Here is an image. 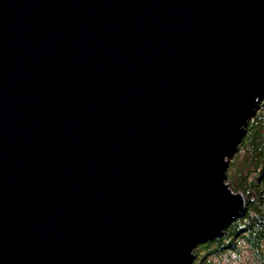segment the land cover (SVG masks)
Returning a JSON list of instances; mask_svg holds the SVG:
<instances>
[{
    "label": "water",
    "instance_id": "water-1",
    "mask_svg": "<svg viewBox=\"0 0 264 264\" xmlns=\"http://www.w3.org/2000/svg\"><path fill=\"white\" fill-rule=\"evenodd\" d=\"M262 98L264 0H0V264H193Z\"/></svg>",
    "mask_w": 264,
    "mask_h": 264
},
{
    "label": "trees",
    "instance_id": "trees-1",
    "mask_svg": "<svg viewBox=\"0 0 264 264\" xmlns=\"http://www.w3.org/2000/svg\"><path fill=\"white\" fill-rule=\"evenodd\" d=\"M227 182L235 192H245L246 207L222 236L200 243L206 254L218 256L228 250L238 252V238L244 240L251 258L264 264V98L244 127L237 151L229 160ZM201 247V248H200ZM204 254L193 264H211Z\"/></svg>",
    "mask_w": 264,
    "mask_h": 264
},
{
    "label": "rangeland",
    "instance_id": "rangeland-1",
    "mask_svg": "<svg viewBox=\"0 0 264 264\" xmlns=\"http://www.w3.org/2000/svg\"><path fill=\"white\" fill-rule=\"evenodd\" d=\"M230 163V162H229ZM245 195L246 193L243 192ZM238 240V245H239V251L234 252V251H226L223 252L222 254L218 256H213L210 254H206V251L201 248L198 250L197 255L194 257L193 263H195L199 257L203 256L204 254L207 256V258L212 259L211 264H258V262H255L251 256V251L248 249V246L246 245L245 241L240 238Z\"/></svg>",
    "mask_w": 264,
    "mask_h": 264
},
{
    "label": "bare ground",
    "instance_id": "bare-ground-1",
    "mask_svg": "<svg viewBox=\"0 0 264 264\" xmlns=\"http://www.w3.org/2000/svg\"><path fill=\"white\" fill-rule=\"evenodd\" d=\"M259 104H260V103H259ZM255 113H256V112H255ZM241 138H242V137H241ZM239 142H240V141H239ZM238 144H239V143H238ZM237 148H238V146H237ZM236 151H237V150H236ZM244 196H245V195H244ZM245 200H246V197H245ZM245 207H246V205H245ZM237 216H238V215H236L235 218H236ZM233 221H234V220H233ZM226 229H227V228H226ZM198 245H199V244H198ZM198 245H197V246H198ZM197 246H196V247H197ZM196 247H195V248H196ZM195 248L193 249L194 256H196V255H195V252H194Z\"/></svg>",
    "mask_w": 264,
    "mask_h": 264
}]
</instances>
